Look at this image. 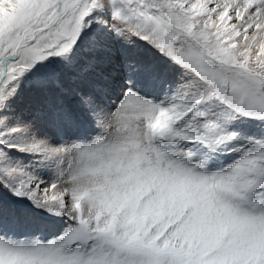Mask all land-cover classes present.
<instances>
[{"label":"snow or ice","instance_id":"1","mask_svg":"<svg viewBox=\"0 0 264 264\" xmlns=\"http://www.w3.org/2000/svg\"><path fill=\"white\" fill-rule=\"evenodd\" d=\"M0 264H264V0H0Z\"/></svg>","mask_w":264,"mask_h":264}]
</instances>
